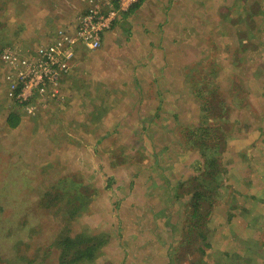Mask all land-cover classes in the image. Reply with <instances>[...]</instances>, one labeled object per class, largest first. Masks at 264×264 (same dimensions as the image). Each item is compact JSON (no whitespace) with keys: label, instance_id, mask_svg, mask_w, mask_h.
<instances>
[{"label":"rangeland","instance_id":"1","mask_svg":"<svg viewBox=\"0 0 264 264\" xmlns=\"http://www.w3.org/2000/svg\"><path fill=\"white\" fill-rule=\"evenodd\" d=\"M22 6L0 0V264H58L67 233L105 238L80 264H264V1L255 13L225 9L221 38L204 28L209 44H140L125 26L133 6L97 49H82L58 101L29 116L7 95L2 52L54 34H28ZM123 20L121 43L106 44ZM189 53L205 54L190 85L205 95L191 96L185 123L171 114L184 71L172 57ZM211 61L222 67L217 87ZM69 199L80 206L72 216Z\"/></svg>","mask_w":264,"mask_h":264},{"label":"crops","instance_id":"2","mask_svg":"<svg viewBox=\"0 0 264 264\" xmlns=\"http://www.w3.org/2000/svg\"><path fill=\"white\" fill-rule=\"evenodd\" d=\"M240 1H242V6H239L238 4ZM256 1L264 0H140L139 4L135 6L136 10L133 11L134 15L127 19L129 22L125 26L129 27V24L132 25L131 30L133 33L131 39L136 37L137 40H141L140 44H209V37L207 35H202L206 26H211L216 34L215 38L219 39L223 35L224 27H222V25H224V16L227 14H233V12L228 13L229 10L234 7L239 10L245 5V7L248 8L249 13H255L254 4ZM22 2L24 6H22L23 9L20 10V16L24 15L22 16L23 28L30 32L28 34L38 33L40 36H42V34L45 35L42 39L44 42L50 39L52 34H54L58 28L69 24L76 14L86 9L87 5V0H21V3ZM197 2H204V9L202 10L203 12H197L201 15L195 17V12L191 13L190 10H192L193 5H198ZM225 9L227 10V14ZM207 11L212 13L211 19L209 18V13ZM219 12L221 14H219ZM125 22L123 20L111 29V32L108 34L109 42L106 44L121 43V40H123V36L126 33V29H128V27L123 25ZM192 25H194V28ZM113 39L115 40V43L111 41ZM7 44L9 43H6L5 45ZM30 45L32 44L20 46L24 47ZM83 50L79 49L75 52L73 64L71 65L69 72L62 77L61 82H63L64 78L69 75L72 69H75ZM250 55L251 54H249L248 57ZM204 56V53H199L198 57L192 60L193 55L189 53L180 63L178 62L179 59H181L180 56L172 57V64L176 66L182 65L184 71L181 78L179 74L175 73V82L181 80L183 87L181 89L179 85H174L172 92L174 91L178 93L173 102L176 110L172 111L171 114H177L180 118H183L184 121L190 120V116L196 111L193 108L191 96L199 95V97H202L205 95L202 94L203 88L194 93L190 86L193 76L191 73V64L195 60V63L193 64L201 63L203 67H205L206 61L202 60ZM211 63L215 65L216 74H211L210 81H215L213 84L217 87V82L223 77L222 72L220 71L222 67L218 62L214 64L211 61ZM209 67L211 66L209 65ZM176 74L178 75V79ZM204 74H206L205 71L200 74L199 82L206 84L208 78H206L207 76ZM162 75L163 73L160 71L157 72L156 75H153V78L158 79V82ZM155 92L157 91L155 90ZM164 92H170L169 96L172 94L171 90H168V88ZM55 101L58 100L48 99L41 109L46 108L49 104ZM41 109L37 111V114ZM238 122H240V120ZM185 123L187 122L185 121ZM235 129L241 130L243 128L240 126L237 128L230 127L229 132L231 130L235 132ZM228 138L230 139V137ZM185 156L187 158V155ZM250 158L251 155L249 156L248 154L249 160L247 159V161L250 162L255 159V157L252 160H250ZM193 161L195 162V159ZM169 173L170 172H167V174ZM152 183L153 180L149 187L154 189L155 186ZM152 194H154V191L149 192V195Z\"/></svg>","mask_w":264,"mask_h":264},{"label":"built area","instance_id":"3","mask_svg":"<svg viewBox=\"0 0 264 264\" xmlns=\"http://www.w3.org/2000/svg\"><path fill=\"white\" fill-rule=\"evenodd\" d=\"M87 1L86 9L76 14L69 24L58 28L49 43L3 50L2 60L10 73L7 95L27 114L36 113L48 99H55L62 77L73 64L75 52L97 49L103 34L140 0Z\"/></svg>","mask_w":264,"mask_h":264},{"label":"trees","instance_id":"4","mask_svg":"<svg viewBox=\"0 0 264 264\" xmlns=\"http://www.w3.org/2000/svg\"><path fill=\"white\" fill-rule=\"evenodd\" d=\"M140 2V1H139ZM138 3L134 4V7L137 6ZM36 114V113H35ZM26 116H29V114L26 113ZM8 123L11 127H15L16 123L19 120V117H10V115L7 118ZM1 189H5L4 187H1ZM19 192V191H18ZM46 200L50 203V198H46ZM65 203L67 205L72 206V210L70 215L72 216L78 209V204L76 201L69 199L65 200ZM55 207H59L58 210L62 208L61 204L53 203ZM22 208L21 210H24L26 212L25 207H22V205H19ZM196 205H193V209L197 211L196 208H194ZM194 211V212H195ZM198 212V211H197ZM62 218V217H61ZM51 218H48V221H50ZM54 220V218H53ZM170 220V219H169ZM57 248L59 250V262L58 264H80L85 262L86 260L89 261L92 258H95L98 253H100V248L103 246L105 242V238L102 236H86L85 234H75L73 236H70V234L67 233L65 236H61L62 234H57ZM19 250H25V247L18 244ZM22 256V255H21Z\"/></svg>","mask_w":264,"mask_h":264},{"label":"bare ground","instance_id":"5","mask_svg":"<svg viewBox=\"0 0 264 264\" xmlns=\"http://www.w3.org/2000/svg\"><path fill=\"white\" fill-rule=\"evenodd\" d=\"M39 207V206H38Z\"/></svg>","mask_w":264,"mask_h":264}]
</instances>
